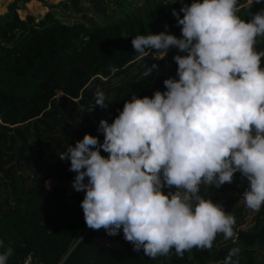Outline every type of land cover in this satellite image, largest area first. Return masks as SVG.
I'll use <instances>...</instances> for the list:
<instances>
[{
	"label": "trees",
	"instance_id": "obj_1",
	"mask_svg": "<svg viewBox=\"0 0 264 264\" xmlns=\"http://www.w3.org/2000/svg\"><path fill=\"white\" fill-rule=\"evenodd\" d=\"M29 1L0 16V264H264V157L216 182L195 167L161 174L195 131L225 141L209 89L239 114L237 135L259 141L264 20L245 18L254 41L203 19L244 0H37L38 17ZM167 36L179 58L163 70L155 48ZM227 198L242 206L230 220L173 229Z\"/></svg>",
	"mask_w": 264,
	"mask_h": 264
},
{
	"label": "rangeland",
	"instance_id": "obj_2",
	"mask_svg": "<svg viewBox=\"0 0 264 264\" xmlns=\"http://www.w3.org/2000/svg\"><path fill=\"white\" fill-rule=\"evenodd\" d=\"M14 0H0V16L7 12L8 6ZM51 3H56L60 0H46ZM176 1V0H173ZM18 5L22 6L21 2H18ZM25 7L35 14L36 17L43 15L47 8L37 0H31L25 4ZM57 15H60V11H56ZM24 14V13H22ZM87 15H92L91 10L86 11ZM79 19V16L75 17ZM206 18V19H205ZM255 20L256 18H260L264 20V0H244L243 3L235 9H232L228 12H217L214 11L212 16H205L203 17L204 23L208 24L215 20H225V34H240L245 38L253 39L255 41V34L247 27L245 21L246 19ZM72 16L68 19V21H72ZM193 30L192 28L187 29L183 34L180 40L185 39L188 35H190V31ZM174 40L171 36H167L165 41L158 46H156V53L159 56L157 62L155 63L156 67H159L163 70H166L170 67V62L174 59L179 58V41ZM256 44V43H255ZM227 57H229L227 55ZM227 60L225 61L226 65ZM228 67V66H225ZM187 76H188V83L192 86H195L199 83L198 75L195 71L191 70L188 65L185 66ZM228 72H234L235 69L233 67L226 68ZM209 98L212 102L219 108L220 115L222 116V120L219 123V128L226 132L225 141H231L237 138H243L245 136L237 135V132L243 130L242 125L240 124V116L235 111H230L227 108L222 107L221 99L217 92L213 91L212 89L208 90ZM245 133V131H243ZM246 134V133H245ZM259 141L253 143L252 155L250 158L247 159L248 164H253L256 160L264 157V135L258 137ZM221 142L211 143V145L220 144ZM198 145V144H196ZM238 147V146H237ZM236 147V148H237ZM235 148V149H236ZM234 150V149H232ZM249 152V149H246ZM261 151V152H260ZM260 152V153H259ZM249 156V154H247ZM256 159V160H255ZM239 160L236 161L237 164L232 165V169L236 170L239 165ZM146 173L155 176L156 171L152 168H147L145 170ZM237 194V192L235 193ZM230 196L234 195L233 192L229 193ZM237 203H233L229 198L222 200L220 203L216 204L214 208L207 210L204 212L203 216L196 221H190L188 223H182L175 226L173 229H186L187 231L204 228L206 226H210L212 224H217L221 222H225L231 219V217L237 214L240 210H242ZM84 208L89 213V215L94 214L98 207L92 204L87 197H85L84 201ZM240 209V210H239ZM206 241L201 242L200 244H196L192 250L193 257L196 259L198 263H202L208 257ZM191 264H197L193 260Z\"/></svg>",
	"mask_w": 264,
	"mask_h": 264
},
{
	"label": "built area",
	"instance_id": "obj_3",
	"mask_svg": "<svg viewBox=\"0 0 264 264\" xmlns=\"http://www.w3.org/2000/svg\"><path fill=\"white\" fill-rule=\"evenodd\" d=\"M219 123L216 124V127H219ZM264 132L258 134L257 137L263 136ZM248 139H235L233 142H228L224 145H230L233 147H237V149L232 152L231 150L228 153L222 154H204L201 151L211 147V144L204 145H183L179 146L176 149L168 152L166 155H179L184 154L186 157L192 159L193 166L206 174L208 181L216 182L221 179L223 174L227 172H233L235 170L232 169L233 164L242 163L248 159L246 149L249 147L246 145V141ZM221 145V144H220ZM219 145V146H220ZM21 264H37L32 255L28 254L22 259Z\"/></svg>",
	"mask_w": 264,
	"mask_h": 264
},
{
	"label": "water",
	"instance_id": "obj_4",
	"mask_svg": "<svg viewBox=\"0 0 264 264\" xmlns=\"http://www.w3.org/2000/svg\"><path fill=\"white\" fill-rule=\"evenodd\" d=\"M194 137L197 140L198 145H204L203 140L198 135V131H195L194 132ZM183 167H185V168H191V167H193V161L190 158H186L183 154H180L178 156L177 160L168 163L161 170V174H165V173H168V172H171V171L181 172V170H182ZM114 200L112 202H114Z\"/></svg>",
	"mask_w": 264,
	"mask_h": 264
},
{
	"label": "clouds",
	"instance_id": "obj_5",
	"mask_svg": "<svg viewBox=\"0 0 264 264\" xmlns=\"http://www.w3.org/2000/svg\"><path fill=\"white\" fill-rule=\"evenodd\" d=\"M218 128H219V127H218ZM260 134H261V133H260ZM255 137H257V135H255L254 138H255ZM257 138H258V137H257ZM237 139H238V138H237ZM239 139H248V140H249V139H251V138H239ZM233 140H235V139H233ZM233 140H231V141H227V142H221V143H220L221 145H220V144H216V145H212V146H219V145L222 146V147L225 146V147L228 148V152H229L230 150H231L232 152H234V151L237 149L236 147H233V148H232V146H230V145H224V144H226V143H228V142H233ZM248 140H247V141H248ZM247 141H246V145H247V146L252 145V144H247ZM214 143H215V142H214ZM205 145H206V144H205ZM235 148H236V149H235ZM232 149H234V150H232ZM228 152H225V153H228ZM221 154H222V153H221ZM179 155H180V154H179ZM179 155H176V156H179ZM183 155H184V154H183ZM209 155H210V154H209ZM164 156H171V155H166V154H165ZM173 156H175V155H173ZM184 156L186 157V155H184ZM177 158H178V157H177ZM186 158H188V157H186ZM176 160H177V159H176ZM246 161H247V160H246ZM244 162H245V161H244ZM242 163H243V162H242ZM240 164H241V163H240ZM193 167H194V166H193ZM236 170H237V169H236ZM236 170H235V171H236Z\"/></svg>",
	"mask_w": 264,
	"mask_h": 264
},
{
	"label": "crops",
	"instance_id": "obj_6",
	"mask_svg": "<svg viewBox=\"0 0 264 264\" xmlns=\"http://www.w3.org/2000/svg\"><path fill=\"white\" fill-rule=\"evenodd\" d=\"M262 133H263V132H262ZM243 138H251V137H250V136H245V137H243ZM252 147H253V144L250 145V146L247 148V149L250 150V151H249V152H250V154H249L250 156L252 155V154H251V153H252V150H251ZM263 150H264V149H263ZM260 152H261V151H260ZM260 152H259V153H260ZM250 156H249L248 158H250Z\"/></svg>",
	"mask_w": 264,
	"mask_h": 264
}]
</instances>
